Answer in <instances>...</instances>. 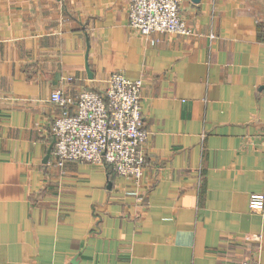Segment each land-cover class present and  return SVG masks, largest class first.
Returning a JSON list of instances; mask_svg holds the SVG:
<instances>
[{
    "label": "crops",
    "instance_id": "crops-1",
    "mask_svg": "<svg viewBox=\"0 0 264 264\" xmlns=\"http://www.w3.org/2000/svg\"><path fill=\"white\" fill-rule=\"evenodd\" d=\"M180 14L144 37L128 0H0V264H264V0ZM113 72L142 81L138 183L51 155L50 94Z\"/></svg>",
    "mask_w": 264,
    "mask_h": 264
},
{
    "label": "built area",
    "instance_id": "built-area-1",
    "mask_svg": "<svg viewBox=\"0 0 264 264\" xmlns=\"http://www.w3.org/2000/svg\"><path fill=\"white\" fill-rule=\"evenodd\" d=\"M182 1L128 0L129 26L144 37L153 33L189 36L192 31L180 14ZM101 82L98 90L81 91L75 99L58 90L50 94V102L60 109L51 125L53 162L110 168L117 176L138 183L146 162L142 81L113 72ZM263 205V195H250V210L262 211ZM237 264L260 263L249 259Z\"/></svg>",
    "mask_w": 264,
    "mask_h": 264
},
{
    "label": "water",
    "instance_id": "water-1",
    "mask_svg": "<svg viewBox=\"0 0 264 264\" xmlns=\"http://www.w3.org/2000/svg\"><path fill=\"white\" fill-rule=\"evenodd\" d=\"M193 1L197 2L198 0H193ZM46 158H47V157H46Z\"/></svg>",
    "mask_w": 264,
    "mask_h": 264
}]
</instances>
